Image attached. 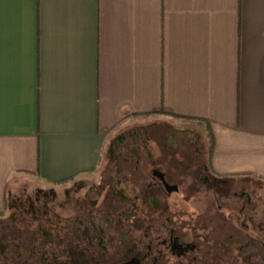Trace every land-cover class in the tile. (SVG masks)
I'll use <instances>...</instances> for the list:
<instances>
[{
	"label": "crops",
	"instance_id": "0c3cea01",
	"mask_svg": "<svg viewBox=\"0 0 264 264\" xmlns=\"http://www.w3.org/2000/svg\"><path fill=\"white\" fill-rule=\"evenodd\" d=\"M144 116L197 122L218 173L264 179V0H0V212L97 172Z\"/></svg>",
	"mask_w": 264,
	"mask_h": 264
},
{
	"label": "flooded vegetation",
	"instance_id": "af4514ba",
	"mask_svg": "<svg viewBox=\"0 0 264 264\" xmlns=\"http://www.w3.org/2000/svg\"><path fill=\"white\" fill-rule=\"evenodd\" d=\"M140 118L97 172L13 194L0 264H264V183L218 173L197 122Z\"/></svg>",
	"mask_w": 264,
	"mask_h": 264
},
{
	"label": "rangeland",
	"instance_id": "374dc122",
	"mask_svg": "<svg viewBox=\"0 0 264 264\" xmlns=\"http://www.w3.org/2000/svg\"><path fill=\"white\" fill-rule=\"evenodd\" d=\"M138 119H141V118H138ZM174 121H178V122H180L181 120H174ZM187 121H192V120H187ZM203 129L205 130V131H207V129L206 128H204L203 127ZM250 180L253 182H263L264 183V180L263 179H260L259 177H255V176H251L250 177Z\"/></svg>",
	"mask_w": 264,
	"mask_h": 264
}]
</instances>
